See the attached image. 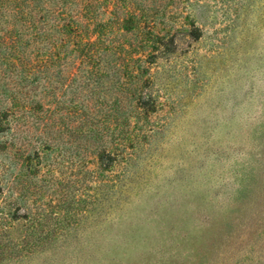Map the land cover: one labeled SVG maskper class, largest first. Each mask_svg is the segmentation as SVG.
Segmentation results:
<instances>
[{
  "label": "rangeland",
  "instance_id": "obj_1",
  "mask_svg": "<svg viewBox=\"0 0 264 264\" xmlns=\"http://www.w3.org/2000/svg\"><path fill=\"white\" fill-rule=\"evenodd\" d=\"M72 1L91 51L0 65V264H264V0Z\"/></svg>",
  "mask_w": 264,
  "mask_h": 264
},
{
  "label": "trees",
  "instance_id": "obj_2",
  "mask_svg": "<svg viewBox=\"0 0 264 264\" xmlns=\"http://www.w3.org/2000/svg\"><path fill=\"white\" fill-rule=\"evenodd\" d=\"M11 1L16 2L12 8L0 5V23L2 24L0 26V65H6L7 68L14 69L16 72L19 66L26 68L28 72L37 64L55 63L54 61L61 59L59 55L61 50L70 49L68 54H73L76 50L83 51L85 48L91 51L97 41L89 39L84 41L82 37L98 33L99 40L101 35L106 33L108 24L105 22L84 20L88 12L90 14V7L86 3L72 11L67 6V0L56 2L45 0L43 7H32L26 1L22 4L18 3V0ZM39 1L42 2V0ZM74 1L71 5L77 6L76 0ZM38 7L41 8L38 9ZM6 24L8 28L4 27ZM29 46L32 50L27 53L26 49ZM41 56L45 58L37 62ZM19 72L16 74L17 79L20 78L18 84L22 83L23 78L28 79L27 76L22 78V72ZM8 90L10 91L8 98L12 106L0 112V151L7 150L12 145L8 134L14 130L16 114L19 111H31L30 105L33 103V101L26 100L27 93L21 89L8 88ZM22 95L26 96L23 98ZM35 105L36 109L41 108L40 101Z\"/></svg>",
  "mask_w": 264,
  "mask_h": 264
}]
</instances>
